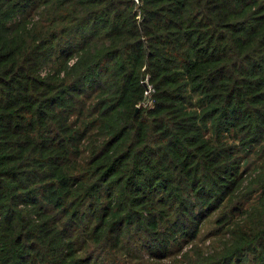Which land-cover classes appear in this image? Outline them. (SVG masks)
<instances>
[{
	"label": "trees",
	"instance_id": "1",
	"mask_svg": "<svg viewBox=\"0 0 264 264\" xmlns=\"http://www.w3.org/2000/svg\"><path fill=\"white\" fill-rule=\"evenodd\" d=\"M190 244L264 264V0H0V264Z\"/></svg>",
	"mask_w": 264,
	"mask_h": 264
},
{
	"label": "rangeland",
	"instance_id": "2",
	"mask_svg": "<svg viewBox=\"0 0 264 264\" xmlns=\"http://www.w3.org/2000/svg\"><path fill=\"white\" fill-rule=\"evenodd\" d=\"M146 86H148V89L151 87L152 92H153V87H152L149 80L146 81ZM150 93L151 92H149L148 94L146 93V95L149 96ZM242 220H243V217H242ZM217 226H218V223H215V224L213 223L211 225L208 224L207 226H205L204 230H203V232H204L203 235H201L198 242H196L197 246H203L205 248V251H207L208 253L213 252L215 250V248H217V251L220 250L225 245L224 243L227 241V238L231 237L230 234L224 233L228 229L227 223L221 227L220 226L218 227V229L224 227L223 232H221V230L220 231L216 230ZM212 241L215 242L216 245L214 244V246H210L211 248L205 247V245L208 246V244H210ZM191 246H192V244L188 245L182 253L174 254L172 257L167 258L165 260H160V259H157L154 257L151 259L150 256L148 255V253L146 251H144V253L146 255V259L140 258L136 262L133 260L132 264H178L177 260H180L181 258L184 259L185 254H183V253L187 252ZM191 255L195 256V253H192V254L190 253L189 257ZM182 264H184V263H182Z\"/></svg>",
	"mask_w": 264,
	"mask_h": 264
},
{
	"label": "built area",
	"instance_id": "3",
	"mask_svg": "<svg viewBox=\"0 0 264 264\" xmlns=\"http://www.w3.org/2000/svg\"><path fill=\"white\" fill-rule=\"evenodd\" d=\"M152 91V88L150 87L147 91H146V93L148 94L149 92H151ZM150 103V101L148 102V103H145V105H148Z\"/></svg>",
	"mask_w": 264,
	"mask_h": 264
},
{
	"label": "water",
	"instance_id": "4",
	"mask_svg": "<svg viewBox=\"0 0 264 264\" xmlns=\"http://www.w3.org/2000/svg\"><path fill=\"white\" fill-rule=\"evenodd\" d=\"M139 108H137V112H138Z\"/></svg>",
	"mask_w": 264,
	"mask_h": 264
}]
</instances>
